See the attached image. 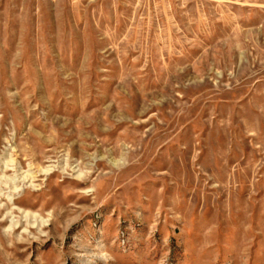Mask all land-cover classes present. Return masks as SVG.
I'll list each match as a JSON object with an SVG mask.
<instances>
[{
    "label": "rangeland",
    "instance_id": "rangeland-1",
    "mask_svg": "<svg viewBox=\"0 0 264 264\" xmlns=\"http://www.w3.org/2000/svg\"><path fill=\"white\" fill-rule=\"evenodd\" d=\"M0 264H264V0H0Z\"/></svg>",
    "mask_w": 264,
    "mask_h": 264
},
{
    "label": "bare ground",
    "instance_id": "bare-ground-1",
    "mask_svg": "<svg viewBox=\"0 0 264 264\" xmlns=\"http://www.w3.org/2000/svg\"><path fill=\"white\" fill-rule=\"evenodd\" d=\"M9 159H10V158H9ZM12 163H13V162H11V166H12V167H15ZM13 169H14V168H13ZM23 176H24V175H23ZM23 176H22V177H23ZM27 177H28V176H27ZM27 177H26V178H27ZM29 177H31V176H29ZM23 178H24V177H23ZM30 179H31V178H30ZM21 180H22V179H21ZM27 180H28V179H27ZM24 181H25V179H24ZM22 182H23V180H22ZM28 182H29V181H28ZM29 183H30V182H29ZM10 188H11V187H10Z\"/></svg>",
    "mask_w": 264,
    "mask_h": 264
}]
</instances>
